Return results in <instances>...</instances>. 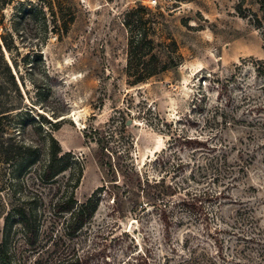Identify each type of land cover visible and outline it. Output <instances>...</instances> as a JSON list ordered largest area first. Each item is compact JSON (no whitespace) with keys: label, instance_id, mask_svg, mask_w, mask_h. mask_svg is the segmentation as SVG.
Here are the masks:
<instances>
[{"label":"rangeland","instance_id":"obj_1","mask_svg":"<svg viewBox=\"0 0 264 264\" xmlns=\"http://www.w3.org/2000/svg\"><path fill=\"white\" fill-rule=\"evenodd\" d=\"M21 4L33 6L23 13ZM140 6L148 8L144 26L154 52L169 67L134 85L126 71L130 33L124 22ZM3 12L0 40L6 30L13 44L3 54L17 61L23 105L35 120L20 135L43 148L49 132L62 151L81 160L77 200L112 179L99 164L95 129L109 140L111 151L102 157L119 168L118 184L133 166L149 184L182 185L167 198L178 202L168 227L153 208L152 186L130 198L119 190V204L103 194L93 218L74 238L59 241L53 259L264 264V74L257 71H264V25L255 23L262 16L258 0H10ZM181 136L203 144L175 141ZM216 157L219 180L210 166ZM179 162L183 167L176 170ZM7 172L0 164V182ZM226 185L227 199L203 195ZM32 191L37 203L50 195L37 181ZM193 194L202 198L195 207L179 203ZM12 202L0 193V238ZM19 235L10 242L11 249L25 248L16 264H34L35 254Z\"/></svg>","mask_w":264,"mask_h":264},{"label":"trees","instance_id":"obj_2","mask_svg":"<svg viewBox=\"0 0 264 264\" xmlns=\"http://www.w3.org/2000/svg\"><path fill=\"white\" fill-rule=\"evenodd\" d=\"M190 0H176V2ZM261 18L255 17V23L258 26L264 25V0H258ZM10 4V0H0V26H3L5 18L4 8ZM33 4L29 6L32 9ZM24 12V4H21ZM42 9V8H41ZM40 9V10H41ZM25 10V11H28ZM148 8L140 6L131 9L126 14L124 25L130 33L128 42L127 74L131 79L130 84L144 83L153 76L158 75L168 69L167 63L161 64L157 54L154 52V42L148 36L145 29V23ZM21 12V13H22ZM45 15V14H44ZM11 33L4 31L0 40V164L8 170L7 179L0 182V193L5 192L13 200L11 207L3 216V228L0 238V264H16L15 258L23 257L25 248L15 247L11 249V240L19 235L26 249L35 254L34 264H80L78 257L74 259L55 258L52 255L58 249L59 241L64 237L74 238L83 227L93 218L96 213L101 196H113V203L119 204V194L122 190L127 192L128 198L133 195H139L140 192H147L151 186L155 188L153 194V208L159 211V217L165 224V227L171 224L170 215L173 207L178 202L168 200L167 198L175 196L177 190L182 188L177 183L154 182L149 184L147 178H143L141 173L130 167V172H121L126 180L123 183L116 179V174L120 173L116 165L104 160L107 152H110L109 140L105 132H102L99 138L97 129L92 130V137L100 149L99 164L107 169V175L112 179L105 180L98 186L93 193L84 201H79L75 197L82 172L83 165L81 160L70 151H62L57 140L51 133L44 135L45 146L40 148L31 140L28 141L21 137V132L26 129L30 121L35 123L30 110L25 109L24 96L18 86L16 73L14 70L18 67L15 58L6 59L3 51H11L13 44L11 42ZM258 73H263L257 68ZM11 86L13 96L7 97L3 84ZM108 135V134H107ZM87 136V134H85ZM103 137V138H102ZM110 138V137H109ZM175 141L188 145L203 144L196 138L183 136L176 138ZM42 150V151H41ZM218 157L211 160L210 166L214 172V179L219 180L221 167L218 168ZM183 167L182 162L177 164L176 170ZM68 173L67 181L61 183L59 176ZM30 179V184L26 186L25 181ZM35 181L48 189L50 195L37 203L33 186ZM226 185L223 191L203 192L207 199H227L225 193ZM189 194V193H188ZM202 198L197 195H191L187 200L179 202L183 206H193L199 203ZM172 205L171 207H169ZM1 217V215H0ZM52 246L53 249H50Z\"/></svg>","mask_w":264,"mask_h":264}]
</instances>
